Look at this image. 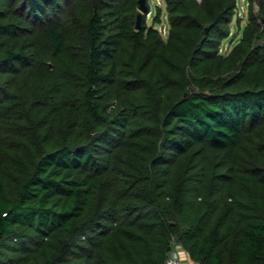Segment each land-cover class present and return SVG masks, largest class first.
I'll list each match as a JSON object with an SVG mask.
<instances>
[{"label": "trees", "instance_id": "16d2710c", "mask_svg": "<svg viewBox=\"0 0 264 264\" xmlns=\"http://www.w3.org/2000/svg\"><path fill=\"white\" fill-rule=\"evenodd\" d=\"M0 0V264H264V0ZM257 5V6H256Z\"/></svg>", "mask_w": 264, "mask_h": 264}, {"label": "rangeland", "instance_id": "374dc122", "mask_svg": "<svg viewBox=\"0 0 264 264\" xmlns=\"http://www.w3.org/2000/svg\"><path fill=\"white\" fill-rule=\"evenodd\" d=\"M153 4V10L150 12H148L146 14V21L148 24H152L153 23V17L154 15L157 13L156 12V7L160 6V22H158L156 24L158 30L162 33V35H164V37H166L167 34V30H168V26L165 23V13H164V3L163 0H150ZM249 0H237V11L236 14L232 20V26H231V31H232V35L230 38L224 39L221 46H220V50L222 52H227L228 50H230V48L232 47V45H234L235 41L238 39V36L240 34V29L237 30L236 26L233 24L235 22L236 19H238L240 17V19L238 20V25L239 28L243 27L245 22L247 21V14H248V10H249ZM257 6V5H256ZM239 16V17H238ZM181 249V248H179ZM181 257L182 259H186L187 257L185 256L184 252H181ZM187 261H184L183 263L186 264Z\"/></svg>", "mask_w": 264, "mask_h": 264}, {"label": "built area", "instance_id": "2783aa9c", "mask_svg": "<svg viewBox=\"0 0 264 264\" xmlns=\"http://www.w3.org/2000/svg\"><path fill=\"white\" fill-rule=\"evenodd\" d=\"M181 252H184L186 259H182ZM187 261L186 264H200L198 261L192 260L186 251L179 249V248H173L170 251L169 256L166 259V264H184L183 262Z\"/></svg>", "mask_w": 264, "mask_h": 264}, {"label": "water", "instance_id": "95a60500", "mask_svg": "<svg viewBox=\"0 0 264 264\" xmlns=\"http://www.w3.org/2000/svg\"><path fill=\"white\" fill-rule=\"evenodd\" d=\"M138 2L139 5H138V13L136 15V28H140L142 14L147 12L148 9L146 0H138Z\"/></svg>", "mask_w": 264, "mask_h": 264}]
</instances>
